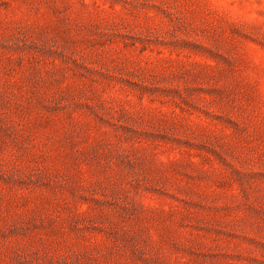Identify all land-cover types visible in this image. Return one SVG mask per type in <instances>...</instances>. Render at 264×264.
Here are the masks:
<instances>
[{
  "label": "rangeland",
  "instance_id": "1",
  "mask_svg": "<svg viewBox=\"0 0 264 264\" xmlns=\"http://www.w3.org/2000/svg\"><path fill=\"white\" fill-rule=\"evenodd\" d=\"M0 264H264V0H0Z\"/></svg>",
  "mask_w": 264,
  "mask_h": 264
}]
</instances>
